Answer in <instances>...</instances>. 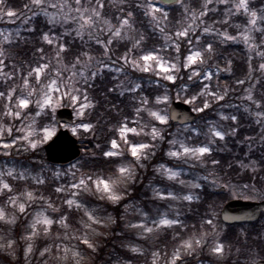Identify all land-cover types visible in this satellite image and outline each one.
Returning <instances> with one entry per match:
<instances>
[{
	"label": "snow or ice",
	"instance_id": "obj_1",
	"mask_svg": "<svg viewBox=\"0 0 264 264\" xmlns=\"http://www.w3.org/2000/svg\"><path fill=\"white\" fill-rule=\"evenodd\" d=\"M167 2V0H166ZM172 3L181 5L184 8V13L187 15L190 11L189 7L184 4V0H171ZM214 0H205L203 4V10L198 14L195 11L191 12V23L187 25L183 30H178L174 33L175 39L172 35L165 36V46L159 49H143L141 48V42L143 37L132 43L131 48H128L122 55L117 57L116 60L111 61L109 64H103L100 68L93 70L91 61L94 57L87 51L81 50L79 54H75V62L71 64V68L65 67L63 71L70 72L67 80L64 79L61 70H57L55 76L50 78L48 83L41 82V73L44 72L46 68L49 67L48 64L39 63L38 66L34 68H29L27 70V75L22 76L23 88L20 93H17V88L19 85H15V73L16 68L13 65L12 72H5L8 67L6 63V54L3 46H0V75L3 77V83L6 87H0V149L8 150L16 147L23 148V150H36L41 142H46L51 139L54 135V130L45 126L43 123L40 125L44 129V135L40 136L35 132L33 127L35 121L33 120L28 124V131L24 127H17L14 123L15 121H23L28 118L30 113H34L36 117H40L42 114H51L54 117L56 109L58 107H72L73 111L76 113L77 120L79 121L77 127L82 128L84 132H89L93 129V123L87 119L91 115V109L95 108V104L89 97L86 88H82L79 85H89L91 81H94L98 76L105 72L111 73H124L125 67H131L132 71H140L142 73H151L153 76L157 77L159 80H166L173 84L180 79L181 69L187 71L185 83L179 86L176 93L177 98L183 93L185 94L184 103H193L197 97H202L205 99L201 100V105L194 108L193 111H198L204 113L206 109H209L212 104L207 98H211L215 102L219 103L225 100L228 95V90L225 89L223 93L216 91L211 81L213 77H219L222 71L231 69V62H227V69H220L217 67L216 73H213L207 69L199 68V65L206 64V60L211 59L215 55V46L212 41H205L201 43V38L192 37L195 35L197 27L199 25L205 24L203 17L208 16L210 12H216V6L209 7L213 5ZM217 5H225L226 10L224 12V18L222 20L214 21V24H229L230 18L233 16L243 15L247 17V26L243 28V31L239 35H230L227 31L221 32L218 28L214 27V24H208L203 27L202 36H212L221 37L220 43L233 42V43H243L249 50V52L255 51L256 56L261 57V61L258 68L253 69L252 67V57H249V69L248 75L251 76L253 71H260L264 73V51H259L261 47L255 42L254 33L264 34V9L254 10L250 7L251 0H216ZM31 5L35 9L34 16H44L47 18L48 23L51 25H66L73 23L76 27L72 28L71 31H65L63 33L64 37L72 36L73 33L75 37L80 38L81 41L84 40L85 32L87 31L89 39H94L96 44H98L102 49L106 57L111 60L109 55L112 45L121 40H128V32L125 28L134 31L130 19L133 16L132 11H128L124 17H117V24H113L110 20L103 18V12L105 9V4L102 0H64L63 3H54L51 0H31ZM138 8L142 9L144 16L149 17L154 29H158L160 33L166 32V26L161 27L160 25L169 20V11L162 7H156L148 0L146 4L137 5ZM54 9L56 11H49ZM156 14H160L158 17ZM17 14L10 10L7 5V0H0V19L4 16L9 18L15 17ZM162 17V18H161ZM33 17H29L24 21L28 24ZM199 21V25H197ZM14 22V21H9ZM107 25V33H104V28H98L99 24ZM194 25H196L194 27ZM239 28L240 25H235ZM98 28V32L107 35V39H101L100 35L94 34L92 29ZM27 31L36 32L37 29L33 27H28ZM191 32V35H190ZM19 33H17V36ZM3 36V41L0 44H11L13 43L12 34L7 35L0 33ZM74 37V38H75ZM42 41L48 45L57 44L58 50L56 53V58L60 60V54L66 53L72 47L68 43H60L56 37L50 35L49 31H44L42 33ZM183 38V40H181ZM86 43V42H85ZM182 44L186 45V51L182 52ZM167 49H172L175 52V57H172ZM36 52L40 53L38 60H43L45 49L43 47H38ZM82 58H85L82 60ZM122 61V65L119 68H113L112 64L119 63ZM152 62L149 64L148 62ZM79 65L80 70L77 71V66ZM197 66V67H194ZM163 74V75H161ZM30 78L34 79V84H30ZM113 79L117 80L118 83L109 87V92L118 93L119 95H124L125 92L138 94L141 90V85L139 83H132L131 86L125 87L123 81L120 80L119 76H113ZM12 81L11 84L8 82ZM192 81L198 87L195 89V94L191 86L187 83ZM240 85L246 83L245 79H240L238 81ZM257 84L261 81L257 80ZM255 85L247 89V94L242 97L243 100L248 101L254 106L255 112H252L249 107H245L244 111L250 115H254L256 123L264 127V96L259 99L254 98L253 92ZM189 97H191L189 99ZM171 95L170 90L166 89L162 95H156L154 99L155 105H164L165 107L156 108L153 110L149 107L150 98L148 96L139 97L138 104H134V113L136 119H131V125H136L135 127L130 126L129 119H125L118 126V132L120 138L127 143L128 139L126 133L131 132L135 135H139L143 132L145 135L150 136L152 141H163L165 136L162 135L164 129L161 126H168L169 121L175 119V116L168 111L167 106L170 103ZM34 105V107H30ZM223 107V105H220ZM231 107V106H230ZM147 111L148 116L154 118V121L158 123L149 122L146 124L140 123L142 119V114ZM219 119L221 121H230L233 125L231 132H221L216 129L215 125L209 128L208 135L210 138L207 143L202 142L199 138L202 135V131L199 128L188 126L185 131L188 133L184 139H179L174 137L168 141L170 147L167 151V155L171 158L177 160H183L184 163H189V161H197L203 163L202 157L210 156L213 149L211 145L218 141H224L226 136L234 135L238 130V116L234 113L224 114L219 113ZM12 121L13 123H9ZM15 132L24 133L23 136L14 137ZM75 134V130H74ZM115 134V133H114ZM35 136V139L32 137ZM14 137V138H13ZM189 137H191L194 143L189 142ZM12 138V139H10ZM246 139L251 140V137ZM110 149H106L102 152V155L106 158H113L118 155H123V153L114 152L113 149H117L118 144L116 139L110 141ZM18 148V150H19ZM156 148L155 143H141L139 146L131 147V156L135 158L136 166L143 167L142 161H146L150 156L155 155L154 149ZM139 149H144L142 153ZM4 156H10L11 153L8 151L3 152ZM108 163L110 165H115L113 171V176L103 177L97 174H89L79 180L78 183H74L72 187L74 189H81L82 192L89 193L96 196L101 201H107L111 204H119L124 196L127 195V190L121 194L119 191V185H128L135 183L138 179L136 175V170L132 164H125L122 161L109 159ZM213 166L218 165L220 161L212 160ZM192 165H190L191 167ZM242 168L251 167L252 171H256L255 161L250 164L240 162ZM75 167V166H73ZM158 171L161 174H167V179L169 181H178L181 185H188L192 189H199L201 184L199 182H191L180 179L182 175L181 171H174L172 168H166L164 165H160ZM59 176V173H56ZM212 173L207 176H202L199 180L207 181L213 186L216 185L217 181L215 179H210ZM28 176L25 172H15L13 169H0V198L6 199L7 203L3 207H0V221L7 225H15L18 215L27 214L28 209L32 204L38 201L43 202L44 210L52 209V211H57L53 207L51 201L45 200V197L41 195H36L33 191H26L21 195L16 194V185L12 181H24L27 180ZM37 184H44V180L40 179L39 176L34 177ZM102 186V187H101ZM221 187H227L233 196L238 195V193L230 185H221ZM254 188V186H252ZM243 189H250L249 185H243ZM55 191L60 193L64 191L61 187H56ZM77 193H73L76 196ZM262 199H264V188L257 193ZM26 196V199L24 198ZM165 198L163 193L159 189H153V198ZM173 200L182 199L191 203L194 199H199L198 196H193L192 194H187L183 196H176L169 193V197ZM3 199H0V204H3ZM67 205L72 206L75 203L76 209H83L84 216L87 218L84 224V234L82 236L73 237L78 239L82 245H86L88 249L92 252L96 251L97 245L91 241L90 235L99 236L101 233L97 231V226L101 229L107 228L110 225H116L117 218L107 215L105 216L98 208L92 207L91 209L85 207L86 202L81 200L80 202H75L73 199L66 200ZM8 205H11L12 214L9 215ZM130 207V205L125 206V210ZM141 216V221L139 223H127L125 227L130 229H140L141 232L138 233L140 238L145 239L148 235L152 234L155 230L164 228H171L173 226H183V222L177 218H165L152 219V227L147 226L149 223V214L143 210H138ZM43 215L42 212H37L36 216L33 217L29 227L30 233L25 235L23 239L25 241H33V239L43 232L45 235L48 234L49 229L54 223H58L63 228L68 229L69 218L67 216L61 215L58 219H53L49 217H40ZM214 213L209 212L205 209V215L201 217V227L206 228V231L202 235H193L189 239L185 240L179 248L175 249L171 255L170 264H185L184 257L192 255L196 252L198 248L203 247L206 244V238L209 235H214L216 233V225L213 219ZM42 226V227H38ZM18 241L9 236H0V249L8 250L13 249ZM129 250L133 253H140L142 251L138 247H130ZM33 251V244L28 243L25 248V255L31 254ZM50 250L45 248L44 251L40 253L41 256H45ZM213 255H222L224 253V245L222 243H216L214 247L210 249ZM68 248L64 249V259H69L67 253ZM158 253H153V264H156V257ZM71 261L74 264H81L82 254L81 251L75 250L71 251Z\"/></svg>",
	"mask_w": 264,
	"mask_h": 264
},
{
	"label": "rangeland",
	"instance_id": "obj_2",
	"mask_svg": "<svg viewBox=\"0 0 264 264\" xmlns=\"http://www.w3.org/2000/svg\"><path fill=\"white\" fill-rule=\"evenodd\" d=\"M204 1L205 0H203V3H204ZM251 1L252 2L250 4V7L252 9H254V10L264 9V0H251ZM51 2L63 3L64 0H51ZM82 2H83V0H82ZM94 2H95V0H93V3ZM102 2L105 4V9H104V12L102 14L103 18L110 20L113 24H117L118 21L116 18L117 17H124V15L127 13L125 10V5L128 4L130 2V0H102ZM146 3L147 2H145V0H141L139 5L146 4ZM153 5L156 7H159L156 4H153ZM186 6H188V5H186ZM213 6H216V8H217L216 12H210L208 14V16L203 17V20L205 21V24H207V25L208 24H214V21L222 20L224 18V12L226 10L225 5H222V4L217 5L216 0H214L213 5H210L209 7H213ZM188 7L190 9L189 13L187 15H185L180 20L178 29L177 28L174 29V31L172 33L170 32V31H172V29L170 27H168L166 29L165 33H163V34L160 33L158 31V29H154L153 24L151 23L150 18L148 17L149 21H150V26H151L150 29L152 31L156 32L158 34V36L160 37V39L162 40L161 46H158L156 49H159V48H162L165 46V36L172 35L173 38L175 39L174 33L178 30H183L184 28L187 27V25L189 23H191V19L189 17L191 16V12L192 11L196 12V10H193V8H191L190 6H188ZM116 8H118L122 11L123 14L121 16L114 13V9H116ZM34 11H35V9L31 5L29 7V12L31 13V15H32L31 17H33V19H35L37 17H42L48 23V20L46 17L34 16L33 15ZM49 11H56V10L50 9ZM156 15L158 17L160 16V14H156ZM238 16H241L243 21L233 20L232 17L230 18V21H229V22L233 23L234 29L237 30L236 35H239L240 32L243 31V28L247 26V17H245L243 15H238ZM233 17H235V16H233ZM129 19H130V23H132V25L134 27V31L129 30L126 27L125 31L128 32L129 39L128 40H121L119 42H128L132 46V43H134L136 40L140 39V37L142 36L143 40L141 42V48L146 49L144 46V43L148 40V37H145L144 34L143 35L140 34L138 32V30L135 28V26H134V21H135L134 15ZM9 21H14V22H9ZM162 24L160 25L161 27H163ZM205 24H203V25L207 26ZM26 25L27 24H25L23 20L17 18L16 16L13 18H9L7 16H4L3 19H0V33H3L5 35H7L8 33H11L12 34V40L14 43L19 38L24 36L23 32L27 31ZM48 25L50 28L49 29L50 35L53 37H56L60 43H66V40H68L71 43L78 42L79 44L82 45V47L84 46L83 51L89 52L94 57V59L91 61V65H92L93 70L100 68L103 64H109V63H111V61H114L112 59L109 60L108 57H106V56H104L103 58H100L101 54H99L97 52L98 50H96V52H93L95 50V47L99 46V45L96 44L94 39H89L87 31L85 32V36H84L83 41H81L80 38L75 37L74 33L72 36L64 37L63 33L65 31H71L72 28L76 27L75 24L69 23L66 25H61V24L51 25L48 23ZM197 25H199V21H197ZM235 25H240V27L237 28V27H235ZM31 26L33 27V25H31ZM195 26L196 25H194V27ZM214 27L217 28V24H214ZM98 28H104V33H107V25H104L101 23L98 25ZM98 28L92 29V32L94 34L100 35L101 39L106 40L107 35L99 33ZM198 28L199 27H197V30H198ZM225 31H227L230 35H232V33L230 32V28H225ZM17 33H19L18 36H17ZM190 35H191V32H190ZM253 35L255 36V42L261 46L259 48V51H264V34L257 32V33H254ZM181 40H183V38H181ZM2 41H3V36H0V42H2ZM235 44H238V43H235ZM241 44H243V43H241ZM5 45L6 44H0V46H3V47ZM53 46L54 47H52L51 50H49L47 53L44 54V57H45L44 61L41 62V63L49 65V67L46 68L44 70V72L41 73V82L45 83V84L49 82L50 78L55 76V73L57 70L62 71L63 77L65 80H67V77L70 75V72H65V71H63V69L65 67L71 68V64L67 63V61L62 57V54H60V60L58 61L56 58V53H57L56 50L58 49V46L56 43H54ZM154 46H156V45H154ZM245 48L247 50L248 59L250 56L252 57V60L257 59V58H261L259 56H256L255 51L250 53L246 46H245ZM167 52L171 53V50L167 49ZM171 54H172V57H175V54H173V53H171ZM83 59H85V58H82V60ZM6 63L8 64V67L5 69V72H12L13 65H15V68H16L15 85H19V87L17 88V93H20L21 89L23 88L22 76L27 75V73L22 74L20 67L17 66L15 63H13V61L10 58H8L7 55H6ZM122 63L123 62L120 61L119 63L112 64V67L113 68H119L122 65ZM148 63L151 64L152 62L150 61ZM197 66L200 68L199 62L197 63ZM197 66H194V67H197ZM79 70H80V67L78 65L77 71H79ZM209 71H211V70H209ZM216 71H211V72L216 73ZM114 75L120 77V80L123 81V83L125 84V87L131 86L132 83H139L141 85V90L139 91L138 94L131 93L133 95V98H134L136 104H138V102H139V97L148 96V94L145 92V90H149L150 88H153L154 89L153 98L151 99L148 96L150 98V101H152V102H150L149 107L152 108L153 110H155L156 108L165 107L164 105H158L157 106L153 102H154L156 95H162L165 92V91L160 90V88L165 87V89H166V86H164L166 80H159L157 77L153 76L151 73H142L138 70L133 72L131 67H125L123 74L122 73H111V72H107L105 70V72L100 74L98 76V78H102V79L109 78L111 81L118 83L117 80L113 79ZM161 75H163V74H161ZM94 81H96V80H94ZM94 81H91L90 84H92ZM8 83L11 84L12 81H9ZM30 84H34L33 78H30ZM79 86H81L82 88H85V86H87V85H79ZM0 87H6V85L3 83L2 75H0ZM175 93H177V92H175ZM125 94H130V93L125 92ZM193 94H195V90H193ZM198 100H199V97H197V99L194 102H196ZM171 102H172V100L170 99V103L167 106L168 111H169ZM220 105H223V107H220ZM220 105L217 108V115H218L217 119H209V117H208L207 120L198 122L197 124L179 126L175 130H173L172 132H168V126H161L164 129V131L162 132V135L165 136V140H163V141H152L151 137L145 135L143 132H141L139 135H135L131 132L126 133L127 139L130 135H134V137L137 139V141H139L137 144H134V146L138 147L139 144H141V143H155L156 144V148L154 149L155 154H156L157 150L162 149V147H163L165 150V156L171 161V164L165 163V162H160V163L155 164V166L153 167L154 174L151 177V181H149L148 188H149V196L154 201L155 204H148L149 208H145V206L142 205V203H140V202L136 203L134 201L129 200V202L126 205H130V207L126 211L125 210L126 205H125L123 207V210L121 211V213L119 215V220H120L119 226H117V223H116V225H110L109 227L103 228V229H101L97 226V231L100 232L101 234L99 236H94V235L89 234L91 241L97 245L95 252H92L91 249H88L86 245H82L78 239L73 238V237H77V236H82L84 234V231H85L84 224H85L86 219H87L84 216L83 209H76L75 203L72 206H69L66 203L69 210L75 211V213H76V216H75L76 223L74 225L70 224L68 221L69 228L65 229L61 225H59L58 223H54L52 225V227L49 229V232L47 235H45L41 231L33 239V241H25L23 239V237L30 233L29 225H30L33 217L36 216L37 212L43 213V215L40 217L41 219H43V217L58 219L61 216L60 215V207H56L53 204V207L55 209H58L57 211H52V209H47V211H45L44 207L42 206L43 202L38 201L37 203L32 204V206L28 209L27 214L18 215V218H17L15 225H7V224L3 223L2 221H0V236H9V237L16 239L17 241H18L17 236H20V239H21V243L18 241V244L15 245L13 247V249H8V250L0 249V254H1L0 255V264H7L1 258V256H6V257L10 258L11 260H17L19 258L20 254H22L24 264H74V262L71 261L70 257H71V251H75V250L81 251V254H82L81 264H93L96 255L98 253H100L99 248L104 247V246H106V249L103 252V260L101 261L100 264H153V259H154L153 253L154 252L159 254L158 257H156V264H170L171 255H172L173 251L175 249L179 248L182 243L178 247H173L171 245H163L159 241L160 237L165 233V230L168 228L161 227L160 229L155 230L152 234L148 235L147 238L142 239L138 235V233L141 232L142 230L130 229V228L125 227V225L129 222L139 223L141 221V216H140L138 210H143L144 212L149 214V223L147 225L149 227L153 226L151 223L152 219L158 220L161 218H165V215L167 216V218H177V217L180 218L183 214V210L185 209V207H187V203H189V202L182 200V199L173 200L171 198H168L169 193L176 195V196H183V195H187V194H192L193 196H198L197 189H192L187 184L181 185L178 181H169L167 179V174L162 175L161 171H158L160 165H164L166 168H172L174 171H181L182 175L180 176V179H183L185 181H191V182H199L201 184V187H203L204 184H207L208 187L214 188V189H218L219 187H221L222 184H219V182H217L216 185L213 186L212 184H210L207 181L199 180L200 177L207 176L200 170L201 166L207 164V156L201 158L203 163H200L197 161H189V163H184L183 160H177V159L171 158L167 155V151L170 147L168 141L174 137H178L179 139H184L185 136L188 135V133L185 131V129L188 126H193V127L201 129L202 135L200 137H202L201 141L204 143H207L208 139L210 138L208 135H205V134L208 133L209 128L212 127L213 125H215L216 129L221 131V132H231L233 125H231L230 121H221L219 119V113L223 112L224 114H232V113L235 114V111L233 109L237 106L243 107V108L247 107V102H245V101L240 102L239 98H237V99L230 98L229 101H226ZM30 107H34V105H32ZM61 108L72 109V107H70V106L58 107L56 109V112H57V110H59ZM72 111H73V109H72ZM73 113H74V122H73V124H71L69 126L57 124L56 120H55L56 113H55L54 117L52 116V122L45 125V126L49 127L50 129L54 130V135H52L51 139L55 136V134L60 129H68L70 131V133H72L76 137L81 136V137H84L85 139L88 137V135L90 134L91 131L84 132L82 128H78L77 125H78L79 121L77 120L76 113L74 111H73ZM42 115H45V114H42ZM247 115H249V113H247ZM40 117H36L34 115V113H30L27 119H25L23 121H15L14 123L17 125V127H24L28 131H31V129H28V124L34 120L35 123H34L33 127L35 129V132L38 133L40 136H43L44 135V129L39 127ZM132 119H136L135 115H134V118H132ZM247 119H248V117H247ZM129 121H130L129 122L130 126H133V127L136 126V125H131V120H129ZM150 121L153 123H158V122L154 121V118L149 117L148 112L145 111L142 114V119L140 120V123L146 124V123H149ZM9 123H13V122L9 121ZM247 125H248V123H247ZM74 130H75V134H74ZM23 135H24V133H21V132H15L14 133V137H19V136H23ZM204 136L206 137V140L204 139ZM230 136H235V134L230 135ZM227 137H229V136H226L225 140L222 141L223 145H225V146H226V138ZM245 137L246 138L249 137V133L246 134ZM32 138L35 139V136H33ZM10 139H12V138H10ZM51 139H49V140H51ZM49 140H47L46 142H41L36 150L25 151V150H23V148H19L18 145L16 147H14L12 149H8V150L0 149V169L7 170V169L11 168L17 173L23 171L28 176V179L24 180V181H15V180L12 181V183L14 185H16V194L21 195L22 193H25L26 191H33L36 195H38L36 193V188L30 187L29 185L40 186V185H44L47 183L55 182V183H57V187H61L62 189H64V191H62V193H63V196L65 197L66 200L67 199H73L75 202H80L81 200H83L86 202L85 207H87L89 209H91L92 207H96L101 212H103V214L105 216L111 215V216L117 218L112 212H110V210H108V209L106 210V208L103 206L102 202H107V201H101L94 195H91V194L86 193V192H82L83 186H81V189H74L72 187V185L74 183H78L81 178L89 175L81 169V164L83 162L82 160H78L77 162L70 164V165H66V166H53V165H50L49 163H47L44 159H41L39 157L40 154L45 155L44 145ZM116 140H117L118 147H117V149H113V151L117 152V153H123L122 156L118 155L116 157L120 158V160L125 164H129V163L132 164V166L136 170V175H137L138 166H136L135 163H133L130 159L127 158V154H129V153L131 154V147H133V146L129 147L127 145V143H125L120 138V134H119L118 139H116ZM246 141H248V143H246L245 145L250 146L249 141H251V140L246 139ZM258 141H263V143H264V128L261 129V135H260ZM189 142L194 143V141H192L191 137H189ZM213 144L211 145L212 149L214 148ZM18 148H19V150H18ZM215 148L220 149L221 147H217L215 145ZM225 148H229V147L226 146ZM4 151L10 152L11 155L10 156H4L3 155ZM143 151H146V150L139 149L140 153H142ZM151 158H152V156H150V158L148 160L150 161ZM247 158H251L250 149H247L245 151L244 157L238 158V159H236V161L238 163H240L241 161H244V163L250 164L253 160H250V159L247 160ZM144 162L145 161H142L143 165L145 164ZM190 165H192V166L190 167ZM73 166H75V167H73ZM255 167H256V171L260 169V166L258 165L257 162H255ZM245 170H249V171L253 172L251 167H249ZM56 173H59L60 175L57 176ZM37 176H39L40 179L44 180V184H37L35 182V179H33V178L37 177ZM113 178H115V177H113ZM19 183L23 184V186L20 187V189H19V185H18ZM128 186H129V184L128 185H123V184L119 185L120 193L123 194L125 189L127 190V193H128V191H129ZM225 188H226V190L224 193L227 192L229 194V196L233 197L234 199H240L241 198V199H245V200H251V198H253V196H251V195H248V196L246 195L245 189L243 191V189L233 188L238 193V195L233 196L230 193V191L228 190V188L227 187H225ZM153 189L161 190V192L163 193V196L165 198L162 199V198L157 197L154 199L153 198ZM73 193H77V195L73 196ZM242 194L244 197L242 196ZM240 196H242V197H240ZM126 197H127V195L124 196V198H126ZM24 198L26 199V196ZM0 199H3V201H4L3 204H0V207H3L4 204L7 203V201L4 198H0ZM45 200H48V199H45ZM253 200H256V199H253ZM259 200H256V201H259ZM115 205H117V204H115ZM8 211H9V215H11L12 214L11 205H8ZM65 216H67V215H65ZM20 220L23 222V224L21 225V229H22L21 232L16 231L17 222ZM214 220H215L214 222L216 225V233L214 235H209L206 238V244L203 247L198 248L196 250V252L194 254H192V255H196L195 257L197 259H202L199 262V264H227L225 262L227 257H228L227 253L225 252L226 249H224V253L222 255H213L210 251V249L212 247H214L216 243H221L220 237L226 230V225L224 223H222L220 220V212L214 215ZM38 227H42V226H38ZM204 231L205 230H203V232ZM203 232L195 233V235H202ZM112 236L119 237V239L113 240L115 245H117L116 248L113 245L107 244L106 240ZM263 237H264V235H263ZM28 243L33 244V251L31 254L26 256L25 255V248L27 247ZM107 245L110 246L111 250H108ZM130 247L140 248L142 251V254L131 252L129 250ZM45 248L49 249L50 251L48 253H46L45 256H41L40 253L42 251H44ZM65 248L69 249V252L67 253L69 259H67V260L64 259V256H65L64 249ZM107 251H110V252H107ZM128 254H131L133 256L140 255V257H142L143 254L144 255L146 254L145 256H147V260L139 261V260H137L139 258H137L135 261H131L130 259H128L126 257ZM192 255H188V256H192ZM201 256H206L208 258L203 259V258H201ZM259 259H261V258L252 257V258H249L246 262H248L250 264H255L257 262V260H259ZM231 264H237V263H235V261L233 260V262Z\"/></svg>",
	"mask_w": 264,
	"mask_h": 264
},
{
	"label": "trees",
	"instance_id": "obj_3",
	"mask_svg": "<svg viewBox=\"0 0 264 264\" xmlns=\"http://www.w3.org/2000/svg\"><path fill=\"white\" fill-rule=\"evenodd\" d=\"M140 2L141 0H130V2L125 5V10L126 12H133L135 17L134 26L140 34H144L145 37H148V40L144 43V46L147 50H151L161 46L162 40L156 32L150 29L151 26L149 18L143 15L141 8L137 7ZM145 2H148V0H145ZM184 4L190 6L193 8V10H196L198 14L201 10H203L204 3L203 0H184ZM7 5L10 10L17 14L16 17L23 21L32 16L29 12L31 0H7ZM163 8L169 11V20L164 22L162 26H166V29L170 27L172 29L170 32L172 33L174 29H178L180 20L185 16L184 9L178 4L173 6H164ZM114 13L120 16L123 14L118 8L114 9ZM232 19L243 21L241 16H235L232 17ZM31 25H33V28L37 29L36 32L24 31L23 37L19 38L14 43L6 44L4 46L5 54L13 61V63L20 67L22 74H26L29 68L37 67L38 62L41 63L44 61V59L38 60L41 55L40 53L36 52L38 47H43L45 49V53L54 47L53 45H48L42 41V33L44 31H49L50 29L48 23L42 17H37L29 21V23L26 25V28L32 27ZM203 27L205 26L199 25L198 30L195 32V35L192 38L195 39L196 37H200L201 43H204L205 41L214 42L216 52L211 59L206 60V64L200 65V68L211 71H216L217 67L220 69H227V62L230 61L231 69L222 71L218 78L214 76L213 80L211 81L213 88L221 94L225 89L228 90V95L225 97V100L217 103L214 100H211V98H207L211 101L212 106L209 109H206L204 113L199 112L198 120L194 124L205 121L208 117L209 119H217L218 106L226 101H229L230 98H239L240 102L245 101L242 99V97L247 94L246 90L251 88L253 85H255L253 92L254 98L259 99L260 97L264 96V73L260 71H253L251 76L248 75L249 59L245 45L241 43L235 44L232 42L220 43L221 37L219 36H202ZM217 28L221 32L225 31V28H230L232 35L237 34V30L234 29L232 22H229L227 25L217 24ZM66 43L72 45V47L68 52L61 54L68 64H72L75 61L74 53L79 54L81 50H84V46L82 47V45L78 42L71 43L68 40H66ZM128 48H131L130 43L116 42L112 45L109 55L111 56L112 60H116L117 57L122 55ZM96 50H98L97 52L101 54V56L99 55L100 58L105 56L103 49L100 46H96L93 52H96ZM170 50L171 53L175 54L172 49ZM181 51H186V45L182 44ZM260 62H262L261 58L253 59V69L258 68ZM179 75L181 78L178 79L175 84L166 81L164 86H166V89L170 90L172 101L181 100L184 102L185 94L182 93L180 97L177 98L175 92L178 91L179 86L185 83L187 71L185 69H181ZM240 79H245L246 83L244 85H240L238 83ZM257 80L261 81V83L257 84ZM187 83L191 86L192 90H195L198 87L192 81H188ZM114 84L116 83L111 81L109 78H97L96 81L90 84V86H85L89 97L95 104V108L90 110L91 115L87 117V119L93 123V129L86 139L81 136L78 137L83 151L81 157L78 160L83 161L81 164V169L87 174H97L103 177L113 176V171L116 166L110 165L108 160H121L118 157L106 158L102 155V152L106 149H110V141L112 139H118L119 132L117 129L119 124L126 118L131 120L135 115L133 105L136 104V102L133 98V95L131 93L119 95L118 93L109 92V87L113 86ZM166 89L165 87L160 88L162 91H165ZM145 92L151 99L153 98V88L145 90ZM202 99L205 98L199 97L198 101L189 104L193 108H197L202 106ZM245 102H247V107H249L252 112L256 111L250 102ZM244 108L237 106L233 109L239 118L238 130L236 131L235 136H229L226 138V146L229 148H225L226 146L223 145L222 141L214 143V148L211 155L207 156V164L201 166L200 170L205 175L212 173L213 175L210 177V179H215L217 182H219V184L222 185H230L232 188L237 189H243V185H249L250 189L252 190L245 189L246 195L253 196L251 199L259 200L262 198L258 196L257 193L260 192L262 188H264V143L263 141L258 140L261 135V129L264 127L258 125L255 122L257 118L254 115H247V113L244 111ZM50 122H52V116L50 113L42 115L39 119V127L42 123L47 125ZM177 127H179V125L169 121L168 132H172ZM248 133L249 137L252 138L251 141H249L250 146L245 145L248 143L245 137V135ZM199 139L201 140L202 137ZM204 139L206 140L205 136ZM138 142L139 141H137L134 135H130L128 137L127 145L131 147ZM215 145L221 148H215ZM247 149H250L251 152V158H247V160H253L260 166V169L255 172L245 170L240 166V163L236 161V159L244 157V153ZM39 157L45 160V156L43 154H40ZM127 158L135 163V158H133L130 153L127 154ZM214 159L220 161V163L213 166L211 161ZM160 162L171 164V161L165 156V150L163 147L162 149L156 151V154L152 156L150 161L146 160L143 167L138 166V179L135 183L129 184V191L126 198H124L117 205H113L108 202H102L106 210H110V212H112L117 217V226L120 225L119 215L129 200L136 203L140 202L145 206V208H149L148 204H155L149 196L148 185L149 181H151V177L154 174L153 167L155 164ZM18 185L19 189L23 186L21 183ZM29 186L35 187L36 193L38 195L42 194L45 199L51 201L56 207H60V215H67L70 224L74 225L76 223L75 211L69 210L68 206L66 205V199L63 196V193H57L55 191L57 183L53 182L40 186ZM252 186H254V188H252ZM197 193L199 199H194L191 203H187V207H185L182 216L179 218L183 222V226L177 225L168 228L160 237L159 241L163 245L178 247L193 234L201 233L203 230L206 231V228L200 226L201 217L205 215V209H208L209 212H212L215 215L220 212L222 207L228 201L233 199V197L229 196L227 192L220 193L216 189L208 187L207 184H204L203 187L197 189ZM22 224L23 222L21 220L17 222L16 231H22ZM263 235L264 216H262L257 223L226 225V230L220 237V242L224 245V249H226L225 252L228 255L225 262L227 264H231L234 260L237 264H250L246 262L249 258L259 257L264 259ZM17 239L21 243L20 236H17ZM114 239H119V237L112 236L106 241L107 244L113 245L116 248L117 245H115L113 241ZM109 245H107V248L108 250H111ZM105 249L106 246L99 248L100 253L96 255L93 264L101 263ZM145 255L143 254V256L140 257V255L133 256L128 254L126 257L131 261H135L137 258H139L137 260L142 261L147 260V256ZM195 256L196 255L185 256V264H199L202 259H197ZM1 258L7 264H24L22 254L19 255L17 260H11L6 256H1ZM201 258L204 259L208 257L201 256Z\"/></svg>",
	"mask_w": 264,
	"mask_h": 264
},
{
	"label": "water",
	"instance_id": "obj_4",
	"mask_svg": "<svg viewBox=\"0 0 264 264\" xmlns=\"http://www.w3.org/2000/svg\"><path fill=\"white\" fill-rule=\"evenodd\" d=\"M166 5H172L171 0H159ZM170 112L175 116L171 121L180 125L194 122L197 114L192 108L182 102L174 101L171 104ZM74 115L71 109L63 108L56 113L58 124L70 125L73 123ZM46 160L55 165H66L81 155V147L78 140L69 130H59L55 137L44 147ZM221 188L220 191H224ZM264 213V201L232 200L228 202L221 211V220L225 224H243L257 222ZM256 264H264L259 260Z\"/></svg>",
	"mask_w": 264,
	"mask_h": 264
}]
</instances>
